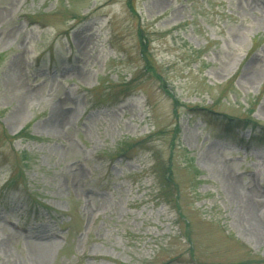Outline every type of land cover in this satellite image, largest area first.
Here are the masks:
<instances>
[{
    "label": "rangeland",
    "instance_id": "obj_1",
    "mask_svg": "<svg viewBox=\"0 0 264 264\" xmlns=\"http://www.w3.org/2000/svg\"><path fill=\"white\" fill-rule=\"evenodd\" d=\"M195 107L264 126V0H0V264H264V131Z\"/></svg>",
    "mask_w": 264,
    "mask_h": 264
},
{
    "label": "trees",
    "instance_id": "obj_2",
    "mask_svg": "<svg viewBox=\"0 0 264 264\" xmlns=\"http://www.w3.org/2000/svg\"><path fill=\"white\" fill-rule=\"evenodd\" d=\"M145 40L147 41L145 36H143V34L140 32L139 33V45H140L141 59L144 62V70L156 77V75H158V74L155 71V64L151 60V56L148 54L147 43ZM166 92H167V90H166ZM172 101L174 102V106L177 105L175 98L172 97ZM188 109L190 110V108H188ZM191 111H192L191 113L193 115L200 117L203 120V122L206 123V125H212V127H215L216 129H218L219 131H221L223 133H229V131H232L233 124L246 123V124H251L252 126H259L260 125L253 118L248 117L247 119L241 120V118L237 119L236 117H230L226 114L213 111L212 109H209V108L195 107V108H191ZM173 115L175 118L178 117L176 106L173 108ZM259 127H261V130L264 131V126L260 125ZM262 131H260V133L256 134L257 136H254V135L249 136L248 139H251V140H254L257 142H262L263 141L262 136H261ZM173 132H174V135H173L174 138L173 139H175V136L179 133V128L178 127L174 128ZM233 135H235V134H233ZM24 136L25 137H31V136H29V134L26 131L21 132L18 137H24ZM231 137H233L235 139L238 138V136H231ZM138 144H140V142H135L133 144H126V145H125V143H123L119 147H124V145L126 147L124 149H120V152L125 153L130 148H133L134 146H136ZM172 144H173V142H172ZM155 168H156V174L158 176V180L160 181V185H161V189H159V190H160V195H161L162 200L164 201L165 204H172L173 203L175 206H177V200L174 198V196L170 192L171 189L174 190V188L177 187L176 183H175V181L171 175L170 163H168L167 166H165V167L161 166L159 163H156ZM185 226L188 227L187 221L185 223ZM184 236L187 239L189 238L187 235V232H185Z\"/></svg>",
    "mask_w": 264,
    "mask_h": 264
},
{
    "label": "bare ground",
    "instance_id": "obj_3",
    "mask_svg": "<svg viewBox=\"0 0 264 264\" xmlns=\"http://www.w3.org/2000/svg\"><path fill=\"white\" fill-rule=\"evenodd\" d=\"M242 195H243V193H242Z\"/></svg>",
    "mask_w": 264,
    "mask_h": 264
}]
</instances>
